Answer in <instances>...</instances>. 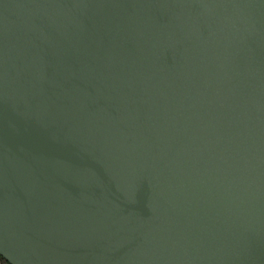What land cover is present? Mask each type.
Returning a JSON list of instances; mask_svg holds the SVG:
<instances>
[{
	"label": "water",
	"instance_id": "obj_1",
	"mask_svg": "<svg viewBox=\"0 0 264 264\" xmlns=\"http://www.w3.org/2000/svg\"><path fill=\"white\" fill-rule=\"evenodd\" d=\"M9 264H264V0H0Z\"/></svg>",
	"mask_w": 264,
	"mask_h": 264
},
{
	"label": "trees",
	"instance_id": "obj_2",
	"mask_svg": "<svg viewBox=\"0 0 264 264\" xmlns=\"http://www.w3.org/2000/svg\"><path fill=\"white\" fill-rule=\"evenodd\" d=\"M0 264H9V263L0 255Z\"/></svg>",
	"mask_w": 264,
	"mask_h": 264
}]
</instances>
